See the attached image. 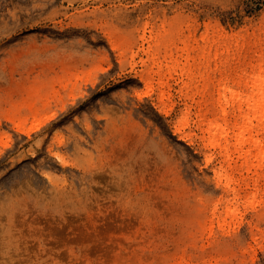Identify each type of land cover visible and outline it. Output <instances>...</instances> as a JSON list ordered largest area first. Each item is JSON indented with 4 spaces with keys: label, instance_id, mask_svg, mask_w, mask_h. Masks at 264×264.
<instances>
[{
    "label": "rangeland",
    "instance_id": "rangeland-1",
    "mask_svg": "<svg viewBox=\"0 0 264 264\" xmlns=\"http://www.w3.org/2000/svg\"><path fill=\"white\" fill-rule=\"evenodd\" d=\"M263 59L264 0H0V264H264Z\"/></svg>",
    "mask_w": 264,
    "mask_h": 264
},
{
    "label": "bare ground",
    "instance_id": "bare-ground-1",
    "mask_svg": "<svg viewBox=\"0 0 264 264\" xmlns=\"http://www.w3.org/2000/svg\"><path fill=\"white\" fill-rule=\"evenodd\" d=\"M252 86V92L244 99L247 108L243 106L240 108L243 121L247 122V124L245 123L246 127L245 124L240 125V118L236 121H232V124H230L229 121H226L224 124L220 120H213L210 123V139L212 142H215L217 139H224V141H221L219 144L223 147L227 159H232V145H235L236 149H243L249 140L252 141L255 146L261 144L259 138L251 139V137H247L246 133L248 130H252L251 124L253 116L250 115L251 111L254 112V115L264 118V59L260 63L258 71L252 76ZM223 114H227L226 109ZM251 146L246 150V155L251 153ZM217 172L219 173V171Z\"/></svg>",
    "mask_w": 264,
    "mask_h": 264
}]
</instances>
